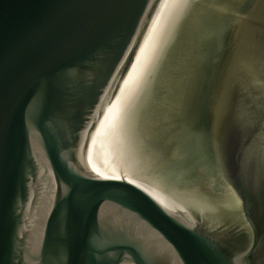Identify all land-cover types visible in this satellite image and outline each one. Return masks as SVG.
<instances>
[{
    "label": "water",
    "instance_id": "1",
    "mask_svg": "<svg viewBox=\"0 0 264 264\" xmlns=\"http://www.w3.org/2000/svg\"><path fill=\"white\" fill-rule=\"evenodd\" d=\"M162 2L0 0V264H264V35L254 67L240 59L239 70L234 23L212 29L195 106L203 122L181 140L192 156L210 153L238 205L194 206L185 221L130 174L82 164L132 43L135 53ZM230 76L263 87L260 96L227 98Z\"/></svg>",
    "mask_w": 264,
    "mask_h": 264
},
{
    "label": "bare ground",
    "instance_id": "2",
    "mask_svg": "<svg viewBox=\"0 0 264 264\" xmlns=\"http://www.w3.org/2000/svg\"><path fill=\"white\" fill-rule=\"evenodd\" d=\"M259 2L163 0L135 53L136 44L132 43L113 92L84 148L83 166L99 173L130 174L185 221L194 206L238 205L239 198L226 185L227 181L212 187H201L200 182H182L175 173L177 169L171 166L191 161V157L183 155L192 147L191 142L181 140L183 134H187L186 139L194 135L189 129L192 125L197 131L203 122L195 106L204 98L206 83L202 79L212 66L210 58L218 37V32L214 34L212 29L218 25L225 32L234 23L238 37L233 46L232 65L239 68L237 60L241 59L254 67L250 57L259 50L258 41L263 39L259 36L264 35L261 26L264 9L257 8ZM130 57L133 58L129 63ZM259 64L264 66V60ZM240 76L238 73L237 77ZM229 78V86L224 87L227 98L232 99L238 89L251 99L260 96L263 87L256 83L252 87V83H247L248 78ZM261 78L264 79L262 73ZM232 81L237 82L233 87ZM243 85L246 92L242 91ZM184 120H188L186 124Z\"/></svg>",
    "mask_w": 264,
    "mask_h": 264
},
{
    "label": "rangeland",
    "instance_id": "3",
    "mask_svg": "<svg viewBox=\"0 0 264 264\" xmlns=\"http://www.w3.org/2000/svg\"><path fill=\"white\" fill-rule=\"evenodd\" d=\"M232 21L234 22L233 18H232ZM228 24L231 25V20H229ZM202 108H203V111L207 110L208 104H207V108H206V106H204ZM204 108H205V110H204ZM208 111H209V109H208ZM212 128H213V125L211 123H209L206 130L211 132ZM183 155H185V157L187 155H190V157L192 158V161L197 160L198 164L196 166H193V164L191 162H189L187 164L186 163H184V164L179 163V164H175V165L171 166V168L177 169V171L175 173L179 176V180H181L182 182H186V183L195 182V180L197 181V179H199V182H202L200 184L201 187H208L211 185L212 186H218V185H220V182L224 183L226 181V180H224L225 176L222 175V173L219 170V167L215 163L214 159H211L212 157H210V153L208 154V156L207 155L201 156L199 154V152H197V153L194 152L195 156H192L191 154H189L188 150H185V153ZM192 166L194 167V169L191 170ZM200 178L202 180H200ZM226 185L228 186L227 183H226Z\"/></svg>",
    "mask_w": 264,
    "mask_h": 264
}]
</instances>
